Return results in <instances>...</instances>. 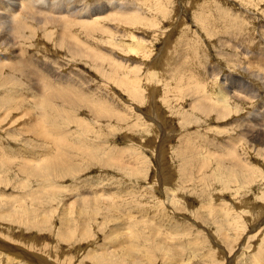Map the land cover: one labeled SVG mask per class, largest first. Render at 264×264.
Listing matches in <instances>:
<instances>
[{
  "label": "rangeland",
  "instance_id": "1",
  "mask_svg": "<svg viewBox=\"0 0 264 264\" xmlns=\"http://www.w3.org/2000/svg\"><path fill=\"white\" fill-rule=\"evenodd\" d=\"M76 1L90 4L93 14L94 8L97 13H103L105 6L110 10L95 26L103 33L89 37L80 28H69L95 58L103 57L106 75L91 63L70 59L39 31L23 43L18 60L13 50L0 51V155L12 157L5 162L0 157V201L6 209L0 204V241L7 250H23L49 264H135L123 258L106 259L116 251L109 243L111 231L119 226L140 264H229L228 258L231 264H264L256 254H264V159L242 141L234 144L235 157L247 161L246 171L254 173L249 182L236 177L227 160L221 165L207 159L236 141L250 114L255 115L251 128L264 123L260 99L250 97L263 86L252 76L258 75L256 69L264 74V61H256L264 59V0ZM1 7L7 4L0 0ZM130 19L156 27L128 26L125 21ZM112 37L118 47L112 45ZM19 61L29 65L34 77H43L46 86L40 80L34 85L21 79V71L14 70ZM238 63L253 64L252 75L234 67ZM113 72L116 77H106ZM48 73L73 81L54 83ZM61 84L69 86L67 93L74 103L66 111L53 101L57 98L48 96L52 86L56 92ZM235 93L240 99L232 96ZM203 96L212 108L228 105L225 113L230 116L220 120L213 112L205 117L194 110L191 105ZM7 98L10 103L2 102ZM36 116H42L43 134L22 132ZM237 120L241 124L232 125ZM186 148L197 159L208 160L205 173L199 172V163L185 166ZM31 153L36 163H21L31 160ZM57 153L62 157L48 164L71 162L78 170L63 176L65 170L57 171L58 179L52 181L44 161ZM30 167L41 171L40 178L50 179L44 193L39 179L19 173L18 169L24 174L32 171ZM223 169L231 178L221 173ZM211 170L214 174L208 175ZM81 195L92 200L88 204L92 216L78 210L75 197ZM175 223L185 228L182 237L169 228ZM154 231L176 245L178 254L171 261L160 254L147 260L138 249V242L149 241ZM65 234L70 237L64 242ZM106 253L110 255L104 257ZM7 255L0 253V264H29L17 252L9 254L13 262Z\"/></svg>",
  "mask_w": 264,
  "mask_h": 264
},
{
  "label": "bare ground",
  "instance_id": "2",
  "mask_svg": "<svg viewBox=\"0 0 264 264\" xmlns=\"http://www.w3.org/2000/svg\"><path fill=\"white\" fill-rule=\"evenodd\" d=\"M2 2L6 3L7 4V7H1L0 8V51L2 50V48H5V52L6 51H9V50H13V53L16 55L17 57V60L20 58V51H21V47L23 45V43H27L28 40H31V38H35L34 35L39 31V32H42L44 35L47 36L48 40L50 43H52L54 46V48L56 49H61L63 51H65V53L67 54V56L72 59V60H75V59H79V60H84L88 63H91L93 66H95L97 69L101 70L103 72L104 75H106L104 69H103V66L105 64V61L104 59H102L103 57H101L99 55L100 58H95L90 52L89 50L91 49H87L85 47H83L81 44H79L75 39L74 37H72L69 33V28L73 25L74 27H77V28H80L81 30H83L84 34L86 36H89V37H92V34H95L96 32H99V33H103L102 30H100V28L98 27H95L97 26V20H105L106 18H103V15H105L106 11H110L108 10V7L105 6L104 7V11L102 13H97V9H95V12L93 14V12H91V7H89V5H84L82 4V2L80 1H76V0H1ZM107 1V0H106ZM105 1V2H106ZM113 1V0H112ZM99 2V1H98ZM102 2V0H101ZM108 2V1H107ZM96 3V2H95ZM56 6H55V5ZM71 5V6H70ZM97 5V4H96ZM101 5V4H100ZM70 6V7H68ZM91 6V5H90ZM99 10H102V6L99 8ZM108 13V12H107ZM113 13H111L112 15ZM107 15V14H106ZM109 15V17L111 16ZM117 17V16H116ZM114 18V17H112ZM117 20V19H116ZM123 20V19H122ZM87 21V22H86ZM119 21V20H118ZM90 22V23H89ZM153 22V21H152ZM126 25L128 26H143L145 28H154L156 27V24L154 23H151V22H145V21H140V20H135V19H130L125 21ZM119 24V23H118ZM123 24V23H122ZM122 26V25H121ZM158 27V26H157ZM55 31L56 33V36H53V32ZM105 33H107V31L105 30ZM104 33V34H105ZM108 34V33H107ZM114 35H116V37H118L117 34L114 33ZM123 35V33H122ZM124 36V35H123ZM168 37H166L167 39ZM32 39V40H33ZM113 42H112V45H118L116 42V38H113ZM118 39V38H117ZM164 39V38H163ZM165 39V41H166ZM52 40V41H51ZM169 40V39H168ZM167 40V41H168ZM164 41V42H165ZM168 44V43H166ZM52 46V45H51ZM124 46V45H123ZM221 46V45H220ZM118 47V46H117ZM122 49V48H121ZM163 51V50H162ZM3 52V51H2ZM0 52V53H2ZM12 55V54H11ZM247 55V53H246ZM3 57V55H2ZM23 59V58H22ZM256 60V58H254ZM24 60V59H23ZM33 60V59H32ZM31 60V61H32ZM244 60V59H243ZM29 61V60H28ZM27 61V62H28ZM256 61H261L263 63L264 59H259L257 58ZM1 63V61H0ZM68 63V62H67ZM246 63V62H245ZM25 64V65H24ZM30 64V63H29ZM31 65V64H30ZM33 65V64H32ZM241 64L238 63V66H234V67H237V69L239 68L240 70L244 71L245 73H248L249 75H252L250 74L252 71V67L251 65L253 64H249V66L245 65L244 67H242V65L240 66ZM26 66H29L27 65V63H24L22 61H19L18 62V67H16L14 70L15 71H21V74L23 75V77L21 79H27V80H30L34 85L36 81H39L40 80V83L43 85V86H46L44 84V80H43V77H39V78H36L34 77V74H32V72L26 67ZM46 67V66H45ZM49 67V66H48ZM50 68V67H49ZM109 69L112 67H108ZM33 69V68H32ZM46 70V69H45ZM47 71V70H46ZM60 71V70H59ZM254 72H256L258 75L256 77L252 76L253 79H258L256 81H260L262 83V87L261 88H258V89H255V92L253 93L252 96H250L252 99H255V98H258L260 99V103H261V106L262 108H264V98L262 97L264 95V78H263V73L260 72L259 70H255ZM44 73V72H43ZM261 73V74H260ZM49 75H47L50 78L52 79H55L56 82H63V83H66L69 82L71 83V80L73 81L72 78H65V77H60L61 75H59V73H48ZM110 75L116 77L115 73H110L108 74V76L106 77H109L110 78ZM254 75V74H253ZM60 77V78H59ZM80 78V77H77V79ZM48 79V80H49ZM82 79V78H81ZM260 79V80H259ZM26 80V81H27ZM54 81V80H53ZM223 81V80H222ZM21 83V80L18 81V83ZM109 82V81H108ZM30 83V82H28ZM49 83V82H48ZM53 83V84H54ZM224 83V82H223ZM27 84V82H26ZM64 85V84H61L60 85V90L59 91H53L57 88H55L56 86H52V90L50 89V87L48 89H50V94H48V96L52 98H57V99H54L53 101H56V102H60L62 106H60V109H62L63 111H66L65 107L66 106H69L71 107L70 105L71 104H74L72 102V100H70V94L67 93V91H70V90H67L68 89V85ZM39 85V84H38ZM43 89V88H40V90ZM16 90V89H15ZM23 90V89H22ZM200 90V89H199ZM257 90L260 91L259 94L257 93ZM48 92V91H46ZM42 93V91H41ZM239 93H241L243 95V93L240 91ZM45 94V93H43ZM236 94V93H235ZM233 94L232 96L234 97H237V99H240L237 94L235 95ZM222 94H220V97H221ZM46 96V95H44ZM189 96V95H188ZM223 96L225 97V94L223 93ZM241 96V95H240ZM8 97V96H7ZM249 97V98H250ZM135 98V97H134ZM153 98V97H152ZM196 98V97H195ZM223 98V97H222ZM21 99V98H20ZM24 99V98H23ZM235 99V98H234ZM15 100V99H14ZM195 100V99H194ZM20 101V100H19ZM2 102L4 103H10L11 101H8V98L7 99H2ZM17 102V100H16ZM1 103V102H0ZM59 103V104H60ZM3 104V103H2ZM191 104V103H190ZM196 106H192L191 107L194 109V110H197V111H200V113L202 115H204L205 117H208V115L210 113H214L215 116L217 117V119H220V120H223L225 118H228V114L225 113L226 109H228V105H224V106H221V107H215V108H212L211 106H209V101H207L206 97L203 96V99H200V100H197L196 101ZM234 105V103H233ZM241 106V104H240ZM240 106H238V108H240ZM14 107V106H13ZM190 107V108H191ZM2 109V108H1ZM241 110H242V107H241ZM27 111V110H26ZM234 111V110H233ZM153 112V111H152ZM236 112H238V109L236 108ZM236 112H234V115L236 114ZM256 112V111H255ZM20 113V112H19ZM69 113V111H68ZM151 113V112H150ZM23 114V113H22ZM144 114V112H143ZM233 114V113H232ZM256 114V113H255ZM260 114V113H259ZM156 115V114H155ZM210 116V115H209ZM214 116V117H215ZM42 117V116H41ZM41 117H33V121L31 123V125H28V127L24 128V132L25 134H27L28 132L30 133H40V134H43L42 131H41V128H40V119ZM67 117V115H66ZM254 113L250 114V121L249 123L246 125H244V130H240L237 134V138H236V141L232 142V145L231 144H228L227 146H223L225 148V150H223V153H220L217 155H214V154H209L208 156V160H213L215 162H217L218 164H221L222 165V162H223V165H224V161H228L229 162V169H232V171L235 173V176L237 177L238 175H241L242 176V180L243 182H249L253 176H254V173H250L251 171H246L247 168L244 167V165L247 163L246 162H243V161H239L235 155H234V144H237L239 141H242L243 144L246 146H249L251 148V150H253V152L259 156V157H262L264 159V148H258L257 149V146H254V144H258L259 146H263L264 147V123L262 125L259 126V128L257 127H254V128H251L252 126V122L254 120ZM28 118V116H27ZM68 118V117H67ZM115 118V117H114ZM159 118V116H158ZM257 118V117H256ZM30 119V118H29ZM28 119V120H29ZM95 119V118H94ZM148 119V118H147ZM157 119V118H156ZM155 119V120H156ZM261 119V118H260ZM27 120V122H29ZM121 120V119H119ZM158 120V119H157ZM71 122V120H69ZM161 121V120H160ZM241 121H244L241 120ZM26 122V123H27ZM117 124H118V121H116ZM256 122V121H255ZM11 123V122H10ZM24 123V122H23ZM25 124V123H24ZM154 124V123H153ZM158 124V123H157ZM241 122L239 120L235 121L234 123H232V125H240ZM257 124V123H256ZM21 125H22V122H21ZM20 125V126H21ZM119 125V124H118ZM24 126V125H23ZM123 126V125H122ZM166 127V126H165ZM229 127V126H227ZM172 128V127H171ZM17 129V128H16ZM134 129V128H133ZM165 130V128H163ZM11 130V129H10ZM135 130V129H134ZM5 131V130H4ZM85 131H87L85 129ZM85 131L83 130V132L85 133ZM69 132V131H68ZM88 132V131H87ZM227 133V132H226ZM7 134V133H6ZM10 134V133H9ZM12 135V133H11ZM86 135V134H85ZM161 135H164V134H161ZM8 136V135H7ZM17 136V135H16ZM225 136V135H224ZM13 137V136H11ZM159 139V138H158ZM228 139V138H227ZM168 140V139H167ZM12 141V140H10ZM22 142V141H21ZM23 142H26V139L23 141ZM226 143V141H225ZM229 143V142H227ZM76 145V142L74 143ZM236 146V145H235ZM244 146V147H245ZM142 147V146H141ZM144 147H145V144H144ZM149 147V146H148ZM237 147V146H236ZM194 148V147H193ZM26 148L24 147V150ZM150 149V148H149ZM180 149V148H179ZM236 149V148H235ZM182 149H180L181 151ZM186 150H188L187 153H189V156L187 158V160L185 158H183V162L185 163V166L187 167V165H190L191 163H195V165H198L199 163V172H202L203 170H205L206 168H208V164H210L208 162L207 159L205 158H201V159H197L196 158V155L195 156H192L191 153L189 151V148ZM247 150V148H246ZM151 151V150H150ZM153 151V150H152ZM156 151V150H155ZM15 152V151H14ZM162 152V151H161ZM164 152V151H163ZM182 152V151H181ZM225 152V153H224ZM184 153V152H182ZM163 154V153H162ZM242 154V153H241ZM183 155V154H182ZM159 156V155H158ZM164 156V155H163ZM213 157H217V158H212ZM224 156L225 157V160H220V158ZM241 156V155H240ZM1 158L4 159V162L7 161V159H12V157H4L2 155H0ZM31 157L32 159L27 161H21V163H24L25 165L26 164H31V163H36L35 161H33V159H35V155L31 153ZM62 157V154L61 153H57V154H54L53 156L49 157H45V161L44 163L46 162V167L49 166V168L47 169L51 174V180H56L58 178H56L54 176V173H56L57 171H64L66 173L64 174H61L62 176L63 175H66V174H69V172H72V169L74 168V170H76L77 168L74 166H72L73 164H71V162H68V163H63V162H57L56 163H47L48 161H51L53 159L57 160L60 159ZM160 157V156H159ZM195 157V158H194ZM162 158V156H161ZM210 158V159H209ZM242 158V157H241ZM163 159V158H162ZM210 160V161H211ZM243 160V159H242ZM215 162H213V164H215ZM43 163V164H44ZM227 163V162H226ZM102 164V163H101ZM163 164V163H162ZM187 164V165H186ZM231 164V165H230ZM192 166V165H191ZM3 167V166H2ZM163 167V166H162ZM193 167V166H192ZM222 167V166H221ZM18 167H16L17 169ZM32 171L30 172H26V174L22 173L21 169H18L19 170V173L22 175V176H26L27 178H33L34 180L36 179H39V183H42V186L43 188H39V190L41 191L40 193H44L45 189L46 188V183L50 182V179L48 180L47 178L44 179V178H40L39 174L41 171H38L32 167H30ZM164 168V167H163ZM162 168V169H163ZM228 167H226L227 169ZM194 169V167H193ZM221 169V168H219ZM78 170V169H77ZM187 170H189L187 168ZM195 170V169H194ZM202 170V171H201ZM228 170V169H227ZM17 171V170H16ZM220 171V170H219ZM218 171V174H221L223 173L224 175L226 174L227 175V172L229 171H226L225 169L222 170V172L220 173ZM164 172V171H162ZM161 172V173H162ZM206 172V170L204 171V173ZM160 173V172H159ZM189 173V172H188ZM192 173V171H191ZM59 174V173H57ZM72 174H75L74 172H72ZM158 174V173H157ZM214 174L213 171L211 170L208 175H212ZM129 175V174H128ZM165 175V174H163ZM207 175V174H205ZM187 176V175H186ZM214 176V175H213ZM65 177V176H64ZM229 178H231V175L228 176ZM194 178V177H193ZM166 178L164 177V180ZM211 179V178H210ZM209 179V180H210ZM233 179V178H232ZM199 180V179H198ZM259 180V179H258ZM230 181V180H228ZM211 182V181H210ZM209 182V184H210ZM198 183V182H197ZM240 184V183H239ZM41 186V187H42ZM235 186V185H234ZM241 186V185H240ZM245 187V185L243 186L242 185V188ZM247 187V186H246ZM164 191V190H163ZM241 191V190H240ZM162 192V191H161ZM233 192V191H232ZM235 192V191H234ZM233 192V193H234ZM162 194V193H161ZM42 195V194H41ZM235 197V195L233 196ZM52 198V197H51ZM77 199V206H80L79 207V211H84L82 213L86 214L85 212H88V214L90 216H92L94 214V210L92 208H90V206L88 205L89 203L92 202L91 199H89L88 197H82L79 196V197H75ZM75 199V200H76ZM76 202V201H74ZM93 203V202H92ZM102 202H100L101 204ZM0 204H1V208L3 209V211H6L5 209V205L3 204L2 201H0ZM99 204V205H100ZM85 205V206H84ZM157 207V206H156ZM90 208V211H88V209ZM207 208V207H206ZM242 208V207H241ZM85 209V210H84ZM209 209V208H208ZM237 209V208H236ZM261 210H264L263 208ZM67 211V210H65ZM239 211V210H238ZM237 212V211H236ZM254 212V211H253ZM5 213V212H4ZM110 213V211H109ZM113 215V213H111ZM237 214V213H235ZM264 214V213H262ZM260 215H261V211H260ZM170 217V216H169ZM161 218V217H159ZM170 219V218H169ZM173 218H171V222ZM108 220V219H107ZM114 220V219H113ZM119 221V220H118ZM162 221V220H161ZM264 221V220H262ZM165 222H167V220H165ZM170 222V221H169ZM120 223V222H119ZM164 223V222H162ZM157 224V223H156ZM155 224V225H156ZM168 224V223H167ZM170 224V223H169ZM216 224V223H215ZM121 225V224H120ZM161 225V224H160ZM171 225V224H170ZM258 225H260V223L258 222ZM118 226V224L116 225ZM123 226V225H122ZM158 227V225L156 226ZM163 227V226H162ZM116 229H114L113 231H111V235H110V238L111 240H113L111 243H109V246L112 247V249L116 250V251H113L112 255L106 253L104 255V257L107 255H110L108 258L106 259H112L113 257H116V258H123V259H126L129 260L131 263H133L132 261L134 260L135 261V264H140L141 260H136L134 258L133 255L135 254L134 253V250L132 246H130L128 244V239H122V236L125 235L124 232L122 234V228H120L118 226L115 227ZM160 228V227H159ZM170 229H172V233L173 235L175 234L177 237L183 235L184 233V227L183 226H179L177 225L176 223L173 224V226H170L169 227ZM121 229V230H120ZM152 230V229H151ZM254 230V229H253ZM186 231V230H185ZM255 231V230H254ZM253 231V232H254ZM127 232V231H126ZM252 232V230L250 231ZM164 233V232H163ZM171 233V232H170ZM171 233V234H172ZM160 234V233H159ZM159 234L154 231L151 233L150 237L151 239L149 241L148 240L145 242V241H141V242H138L139 244H141L140 246H137L138 249L142 250L144 252V255L146 254L147 255V260H149V257H153L155 255H163L162 257L164 256H167L168 259L171 261V259L174 257V255H177L178 253H175L174 250H177V247L175 244L173 243H170L168 241V239L170 240V238L165 235V237H159ZM59 237V235H58ZM67 237H70V236H67L66 234L64 235L63 237V241L66 240ZM129 237V236H128ZM214 237V236H213ZM188 238V237H187ZM109 239V238H108ZM172 239V238H171ZM180 239V238H179ZM178 239V240H179ZM171 241V240H170ZM176 241V240H175ZM180 241V240H179ZM179 241H176V242H179ZM7 242V241H6ZM65 242V241H64ZM169 242V243H168ZM180 243H183V242H180ZM179 243V244H180ZM126 245V246H125ZM130 246L131 250L128 248ZM244 246V245H243ZM5 248V249H4ZM119 249V252H117V249ZM221 248V247H219ZM10 249V248H9ZM53 249V248H52ZM62 250V249H61ZM109 250H110V247H109ZM224 250V249H223ZM3 251V252H2ZM106 251L105 250H102L101 252H104ZM108 251V250H107ZM139 251V250H138ZM137 251V252H138ZM147 251V252H145ZM8 252V255L6 256L9 260H11V258H9V254H13L14 252H17V255L18 257H23L25 259H28L27 260V263L29 264H49L50 261L48 260H42L41 257H36L35 255L33 256L31 253L26 254L23 250H19V249H11V250H7L6 249V244H4L3 242L0 241V253H7ZM122 252H126L129 256H121V257H118L117 255H119V253H122ZM177 252V251H176ZM138 254V253H137ZM237 254V252H235V255ZM256 254H259V257H260V262L262 258H264V254L262 252H257ZM21 255V256H20ZM37 255V254H36ZM15 256V255H14ZM16 257V256H15ZM43 257V256H42ZM146 257V256H145ZM161 257V258H162ZM19 259V258H18ZM46 259V258H45ZM115 259V258H114ZM143 259V258H142ZM167 259V258H166ZM14 260V259H13ZM21 260V259H20ZM258 260V262H259ZM264 260V259H262ZM29 261V262H28ZM103 261V260H102ZM118 261V260H117ZM10 262H13L12 260ZM9 262V263H10ZM31 262V263H30ZM52 262V261H51ZM54 262V261H53ZM120 262V261H119ZM125 262V261H124ZM228 262L229 264H231V258H228ZM257 262V263H258ZM259 262V263H260ZM5 263V262H4ZM6 264V263H5ZM228 264V263H227Z\"/></svg>",
  "mask_w": 264,
  "mask_h": 264
}]
</instances>
